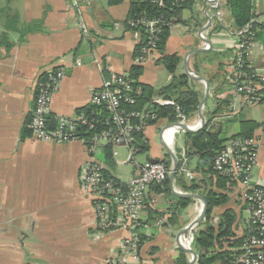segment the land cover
<instances>
[{
  "label": "crops",
  "instance_id": "0c3cea01",
  "mask_svg": "<svg viewBox=\"0 0 264 264\" xmlns=\"http://www.w3.org/2000/svg\"><path fill=\"white\" fill-rule=\"evenodd\" d=\"M132 1L111 4L110 0H84L82 9L76 12L70 0H0V9L8 7L11 14L18 16L19 27L34 23V29L24 36L17 31L9 32L10 48L0 45V264H106L110 258L120 255L128 233L121 229L100 230L93 203L82 194L81 188L80 174L84 164L95 160L105 166L101 147L106 142L94 149L82 140L47 143L36 139L26 127L35 107L38 85L48 70L63 67L66 71L50 109L56 120L77 117V111L92 103L93 95L103 87L106 79L131 70L139 43L134 31L126 26ZM195 1L194 11L184 13L185 19H194L189 24L171 27L164 54L181 57L178 75L186 74L187 68L194 76L208 80L210 91L201 108L202 115L206 122L218 109L213 116L214 129L221 128L223 137L237 135L241 121L255 122L254 135L259 145L257 164L251 177L264 187V102L245 104L224 83L222 75L225 70L229 71L228 57L237 42L226 0H218L220 18L207 0ZM253 2L254 20H264V0ZM4 25L5 20L0 19V38L5 31ZM201 28H205L203 32L212 42L209 49L204 47L205 42L199 36ZM221 28L229 31V36L217 35ZM254 56L262 64L263 54L258 52ZM161 57L157 51L149 57L143 64L139 81L154 89V102L167 104L170 100L161 95L160 89L171 84L173 75L159 62ZM197 88L203 98L205 81L198 80ZM227 96L229 102L225 103L222 99ZM149 106L146 104L144 108ZM237 117L239 122L234 123ZM182 121L188 126L201 123L199 111ZM170 125L166 119H160L146 126L149 150L141 152L146 154L144 161L134 158V163L144 165L163 159L174 168L169 150L178 163L184 153L188 156L186 131H174L172 140H163V130ZM203 126L201 123L195 130ZM114 152L113 149L115 161ZM111 173L115 175L113 170ZM134 174L133 166L131 176ZM181 175L183 182L175 176L173 183L170 182L172 193L175 190L204 197L207 188H213L226 194L227 202L214 208L211 223L218 225L223 213L231 209L236 214L234 231L238 237L244 235L250 212L241 196L239 183L227 184L220 189L215 175L209 173L205 165H200L199 155L192 153ZM194 182L199 184L197 192L185 189L184 184L189 186ZM148 194L151 198L156 197L154 206L165 213L162 215L165 223L148 232L150 238L143 247V255L151 264H177L181 253L179 231L200 216L203 202L196 197H187L192 201L178 213L176 223L168 225L173 213L168 208L174 201L152 188ZM203 221L182 235L204 228ZM228 248L225 244L223 249ZM185 254L189 264L193 257L190 253ZM198 257L194 264H198Z\"/></svg>",
  "mask_w": 264,
  "mask_h": 264
},
{
  "label": "built area",
  "instance_id": "2783aa9c",
  "mask_svg": "<svg viewBox=\"0 0 264 264\" xmlns=\"http://www.w3.org/2000/svg\"><path fill=\"white\" fill-rule=\"evenodd\" d=\"M207 1L216 8L215 15L220 18L222 13L219 10V1ZM83 2L84 0H70L71 7L76 12L82 9ZM256 21L264 24V20ZM138 23L144 26V31L150 37V47L143 48L141 55L135 58V64L143 65L155 52L154 38L159 32L157 26L159 21L145 19L129 21L131 27L137 26ZM134 33L140 43L142 32L136 30ZM236 33L239 39L235 44V54L229 60L232 93L245 104H260L264 102V59L261 64L254 54L261 52L264 57V42L256 39L255 34L250 31V26ZM199 36L205 42L204 47L209 49L211 45L206 42L205 33L200 31ZM246 68L251 72L248 73ZM191 74L194 75L193 72ZM65 75L63 67L48 70L45 79L38 85L35 107L29 123L32 135L38 140L55 144L80 140L78 127L94 125L93 120H89L85 115H78L75 118H60L57 120L56 128H49L48 117L54 93ZM134 92H137V89L131 80L115 76L112 81L105 80L103 87L92 97V103L104 105L110 115L106 119L107 129L91 139V149L102 142L111 143L113 148L125 147L129 151V160L126 163L133 162L135 168V174L129 179L123 180L115 176L116 181L104 176V166L98 161L87 162L81 169L82 194L93 203L97 227L102 231L121 229L128 233V237L122 242L120 255L110 258L106 264H151L149 258L140 254L139 228L142 227L143 232H149L152 227L160 226L164 218L160 217L154 223H142V220L147 221L144 214L145 199L150 186L164 182L173 169L163 161H153L144 165L134 163L133 133L141 130L146 120L157 118L156 113L150 110L136 111L124 108L125 104H136V99L132 95ZM189 127L198 129L201 123ZM180 130L183 128L178 124L164 128L163 140L167 142L172 140L173 132ZM258 145L256 136L232 139L214 159V168L217 172L228 176L230 181L239 183L241 196L247 202L250 212L245 241L233 254L232 264H264V187L255 183L251 177L252 169L257 164ZM187 161L184 153L181 170L186 168ZM152 204H156V197L152 198ZM194 240V233L178 237L179 244L186 249L193 248Z\"/></svg>",
  "mask_w": 264,
  "mask_h": 264
},
{
  "label": "trees",
  "instance_id": "16d2710c",
  "mask_svg": "<svg viewBox=\"0 0 264 264\" xmlns=\"http://www.w3.org/2000/svg\"><path fill=\"white\" fill-rule=\"evenodd\" d=\"M120 1L121 0H110V3L117 4ZM195 3V0H133L131 3L129 15L126 20V26L132 31L140 30L142 32V40L136 47L135 58L141 55L143 48L150 47V37L144 31V26L138 23L137 26L131 27L129 25V21H139L142 19L158 20L159 23L157 26L159 32L154 38L155 51L162 54L159 62L162 63L165 68L173 75V81L171 84L160 89L161 95L170 100V103L167 104H159L154 102V89L151 86L143 84L139 81V77L143 72V65L134 64L128 73L123 75H115L117 77L121 76L122 78L131 80L134 88L137 89V92L132 93L136 99V104H125L124 108L136 111L150 110L155 112L157 115L155 120H146L144 127L141 130L135 131L133 133V146L135 147V153H141L149 150L148 139L145 136L146 126L153 125L160 119H166L171 124L176 123L178 121L193 117L198 111L199 103L202 98V93L197 88L198 79L187 74L178 75L177 69L181 63V57L177 54H164L167 41L171 34V27L174 24H189L191 20L194 19V17H191L189 20H187L184 18V13L186 10L193 12L195 9ZM226 7L231 14L232 26L236 32L247 26H250V31L255 34L256 39L264 42V24L254 20L256 18V10L253 0H226ZM0 19L5 20V31H3L1 34L0 45H5L7 49L11 47V43L9 42L8 38L10 31H17L21 36H24L26 33L34 29V23L19 27L18 16L11 14L8 7L0 10ZM219 27L220 26L218 25L217 29ZM235 34L237 35V33ZM238 39L239 36L237 35V41ZM234 54L235 45L231 50V55L228 57V66H230L229 60L233 58ZM221 67L224 69L225 66L223 67L221 65ZM247 72L249 73L251 71L247 69ZM46 74L47 72L43 75L41 81L45 79ZM222 76L224 83L228 87H231L232 76L230 67L229 71L227 72L225 70V74ZM114 77L110 76L106 80L112 81ZM222 100L225 103H228L229 96ZM146 104H150L148 109L144 108ZM217 112L218 109L211 113V116L207 118L205 125L200 130L196 132H186V145L188 146L187 155L189 156L190 153L199 155L200 165H205L207 167V171L215 175L218 181V187L223 189L227 186V184H232L234 181H230L228 176L223 175L215 170V156L225 149L226 143L229 140L255 136L254 130L257 125L252 120L241 121L240 132L231 138H225L222 136L223 130L221 128L217 130L214 129L215 125L213 123V116ZM77 115H85L89 120L94 121L93 127L86 125H80L78 127L79 139L84 141L86 145L90 146L91 139H93L94 136L101 131L107 129L106 119L109 117L110 112L104 105L98 106L91 103L86 107L80 108L77 111ZM31 116L32 114L30 115V119L26 127V131L29 129L30 132L31 129L29 128V123ZM134 122L138 123V121ZM57 125V120L50 114L48 117L49 128L54 129ZM101 148L104 154L105 162L103 174L107 179L116 181L117 178L111 173V170L115 165L113 157V145L108 142L102 145ZM157 161L166 162L170 166V162L166 160L160 159ZM181 167L182 159L179 160V165L175 173V177L179 182H183L181 177ZM184 186L186 187L185 189L191 192H197L199 189V184L196 182L190 184L189 186L184 184ZM151 188L157 193L162 192L163 194L167 195L170 201H174L168 208V210L172 211L173 213L167 223L168 225H174L176 223L178 213L184 209L192 201V199L178 197L171 192L170 175L161 184H152L149 190ZM204 197L207 202V212L202 224H204L205 227L198 228L194 232V247L199 253L198 264H214L219 261H222L224 264H232V256L235 251L239 249V247H241L244 243L247 229L243 236H237L236 232L234 231L236 214L231 209H227L223 213L218 225H213L211 223V218L214 208L225 204L228 200V197L226 194L213 188H207L206 192L204 193ZM145 202L146 205L144 213L147 217V221L142 220V223H154L157 219L162 217L163 214H165L163 211H159L155 208V206L152 204V198L149 196V194H147ZM163 223H165V221H163L162 224ZM162 224L160 227L163 226ZM139 233V251L140 254H143V247L149 240L150 234L145 231L143 232L142 227L139 228ZM225 244H227L229 247L226 250L223 249ZM176 263L188 264L186 260V254L182 250Z\"/></svg>",
  "mask_w": 264,
  "mask_h": 264
},
{
  "label": "water",
  "instance_id": "95a60500",
  "mask_svg": "<svg viewBox=\"0 0 264 264\" xmlns=\"http://www.w3.org/2000/svg\"><path fill=\"white\" fill-rule=\"evenodd\" d=\"M204 29H205V28H201L200 31H203ZM206 42H208V43H210V45H212V42H211L210 39H206ZM199 51H205V50H204V49H200ZM185 73H186L187 75H189V76H192V77L198 79V80H204L205 83H206V94H205V96L202 98V100L200 101V103H199V107H198L199 115H200V117H201V123H202V126H203L204 123H205V120H204V116L202 115L201 108H202V106H203L205 100L207 99V97H208V95H209V91H210L209 82H208V80H207L206 78H204V77H201V76H194L193 74H191V72L188 71L187 68H186V72H185ZM173 124H178V125H180V126L183 128V130L186 131V132H196V131H198V130H195V129L189 127V126H188L187 124H185L184 122H176V123H173ZM166 148H168V147H166ZM169 152H170V154L173 156V159H174V168L172 169L171 174H170V182H171V184H172V183H173V178H174V176H175V173H176V170H177V168H178L179 163H178V160H177L176 156L173 154V152H171L170 150H169ZM172 190H173V189H172ZM173 193H174L176 196H178V197H183V198H187V197H196V198H199V199L203 202V210H202V213L200 214V216H199V217H198V218H197V219H196L191 225H189V226H187L186 228H183L182 230H180V231H179V234H178V237H179L180 235L189 232V231L194 227V225H197V224H199L200 222H202V220L204 219V217H205V215H206V212H207V202H206V200H205L204 197L199 196V195H196V194H185V193L177 192V191H175V190H173ZM178 244H179V242H178ZM179 247H180V249H181L183 252H185V253H190V254L192 255L193 258H192V260L189 262V264H194V263L196 262V260H197V257H198L197 252H196L194 249H186V248H184L183 246H181L180 244H179Z\"/></svg>",
  "mask_w": 264,
  "mask_h": 264
},
{
  "label": "rangeland",
  "instance_id": "374dc122",
  "mask_svg": "<svg viewBox=\"0 0 264 264\" xmlns=\"http://www.w3.org/2000/svg\"><path fill=\"white\" fill-rule=\"evenodd\" d=\"M2 10V9H0ZM226 26V25H225ZM221 32L217 33V35H224L227 34V31L225 28H221ZM229 36V35H228ZM212 100V96L209 98L208 103ZM239 122V117L236 118L234 123ZM182 133L180 134L178 141L181 140ZM114 151L117 152L115 156V165L112 168L115 175L121 177L122 179H129L131 177V173L133 170V162L125 164L129 160V151L125 147H115ZM100 153V150H98ZM146 154L144 153H135L134 158L137 161H144ZM150 260V259H149Z\"/></svg>",
  "mask_w": 264,
  "mask_h": 264
}]
</instances>
